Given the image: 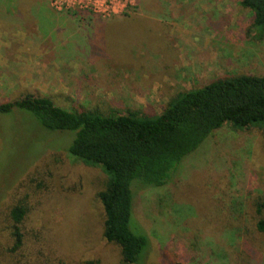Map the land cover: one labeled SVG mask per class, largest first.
I'll return each mask as SVG.
<instances>
[{"label":"rangeland","instance_id":"374dc122","mask_svg":"<svg viewBox=\"0 0 264 264\" xmlns=\"http://www.w3.org/2000/svg\"><path fill=\"white\" fill-rule=\"evenodd\" d=\"M47 1L71 18L68 34L74 37L56 44L37 26L0 16V103L28 89L67 108L75 101L161 111L176 92L219 76L264 75V39L253 37L252 13L240 0ZM117 18L123 20L109 21ZM102 19L109 22L98 24ZM1 120L14 136L0 139V174L16 160L24 162L17 168L27 167L17 194L28 195L26 222L35 238L32 248L28 243L14 252L7 229L0 234V257L13 254L20 260L14 264H123L119 247L102 238L101 167L70 156V135L39 128L28 113ZM263 145L258 129L227 124L202 156L199 151L197 168L186 162L182 182L137 197L135 216L157 253L145 264H233L226 244L235 247L234 264H242L246 249L256 255L252 264H264V236L253 226V201L264 197ZM6 186L10 199L15 187ZM214 218L221 224L225 218L226 227L212 225ZM212 228L218 230L212 234Z\"/></svg>","mask_w":264,"mask_h":264},{"label":"trees","instance_id":"16d2710c","mask_svg":"<svg viewBox=\"0 0 264 264\" xmlns=\"http://www.w3.org/2000/svg\"><path fill=\"white\" fill-rule=\"evenodd\" d=\"M14 3L0 5V16L11 19V24L35 25L44 35L51 34L56 44L69 43L74 37L68 34L71 18L49 7L47 0H14ZM240 4L252 13L253 37L264 39V0H240ZM130 17L134 16L126 18ZM112 20L123 19L109 21ZM108 22L102 19L98 24ZM92 24V27L96 25ZM60 101L27 89L21 98L0 103V139L5 142L6 136H14L10 127L4 131L2 118H17L27 113L39 128L70 135V145L65 149L69 155L86 165L101 167L105 175L98 193L104 214L102 238L105 243L119 247L123 264L151 263V255L157 254L147 228L135 216L137 197L147 190L169 187L174 180L182 182L186 178L182 174L188 169L186 162L190 159V166L197 168L199 165L193 160L199 162L214 133L227 124L237 131L258 129L264 140V75L219 76L209 83L176 92L161 111L153 105L124 109L109 103L86 105L75 101L71 102L73 107L67 108ZM199 151L202 154L197 156ZM16 161L10 162L8 169L0 174V234L8 229L9 237L15 240L14 252L28 243L32 248L35 238L26 222L28 195L18 199L17 194V180L25 175L21 171L27 167L17 168L24 162ZM8 184L12 185L11 190L15 187L10 199H6L4 192ZM253 206L256 214L253 226L264 236V197L254 199ZM213 220L211 224L215 227L223 224L226 227L225 218L223 224ZM236 226L240 228V223ZM213 230L218 229L212 228V234ZM226 249L229 262L236 263L232 254L234 245L226 244ZM16 257L3 255L0 264L20 261ZM245 257L242 264H252L256 259L247 249Z\"/></svg>","mask_w":264,"mask_h":264}]
</instances>
